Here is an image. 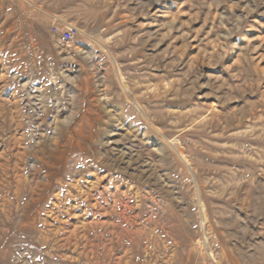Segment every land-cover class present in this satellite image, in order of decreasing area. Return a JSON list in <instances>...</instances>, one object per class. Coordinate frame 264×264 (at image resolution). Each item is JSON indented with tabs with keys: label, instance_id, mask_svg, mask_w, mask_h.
Here are the masks:
<instances>
[{
	"label": "rangeland",
	"instance_id": "374dc122",
	"mask_svg": "<svg viewBox=\"0 0 264 264\" xmlns=\"http://www.w3.org/2000/svg\"><path fill=\"white\" fill-rule=\"evenodd\" d=\"M30 1L0 0V264H264V0L143 32L150 6Z\"/></svg>",
	"mask_w": 264,
	"mask_h": 264
},
{
	"label": "crops",
	"instance_id": "0c3cea01",
	"mask_svg": "<svg viewBox=\"0 0 264 264\" xmlns=\"http://www.w3.org/2000/svg\"><path fill=\"white\" fill-rule=\"evenodd\" d=\"M23 1H25L27 3V5L29 7V12H30V7L31 8L34 7L32 5V2L30 0H23ZM83 1L84 0H70L71 8L73 10L80 9V7L83 8L84 5H81V2H83ZM107 1H110L111 3H110V7H108V9L110 10V14H108L106 17L120 18V20H121V18H125L126 19V18H130V17H135L132 13H130V11L134 10V7H135V9L137 8V3L142 4L144 6H150L149 9L147 10V13L141 16V25L137 24V26L139 28H142L140 31L138 30L139 32H143L144 23L145 24L151 23V26H153V22H155V21L157 22L158 18L160 16V0H135V2L133 1L132 5H130V7L128 9H127L128 5H125L124 3H121L122 2L121 0H116L118 3H115V0H107ZM19 8H22V6L20 5ZM38 12L40 13V12H42V10L40 9V11H38ZM25 16H26V14H25ZM78 16H80V15L78 14ZM56 17L58 18L59 16L56 15ZM152 29H153V27H152ZM92 32H94V33H97V32L116 33L115 31H112V30L108 29V26L96 27V29L94 28ZM56 50H57L58 53H62L63 48H61V49L57 48ZM75 51H76V49H75ZM69 54H72V53H69ZM72 56H70V57L72 58ZM73 58H75V56ZM36 72L39 73L38 70H36ZM58 77H59V75H58ZM23 78L28 79V81H32V79L33 80H39L41 77H31L32 79L31 78L29 79V77H23ZM59 80L62 81V77H59ZM57 81H58V79H57ZM57 92H58V88L55 85V89H51L50 95L51 96H53V95L55 96L57 94ZM83 113L84 112H82V114Z\"/></svg>",
	"mask_w": 264,
	"mask_h": 264
},
{
	"label": "built area",
	"instance_id": "2783aa9c",
	"mask_svg": "<svg viewBox=\"0 0 264 264\" xmlns=\"http://www.w3.org/2000/svg\"><path fill=\"white\" fill-rule=\"evenodd\" d=\"M54 32L59 34L63 40L66 41L67 45L70 46V44L76 40V38L80 35V29L74 25H55L54 26ZM53 65L51 66V70H53ZM51 79L53 81H56L57 82V75H56V72H51ZM64 74V72H63ZM42 87L44 88V85H40V86H36V88L38 89H42ZM102 87V92H101V100L103 101H106L108 99V96L106 95V91H105V88L103 86ZM38 98L39 100H43V95L42 94H39L38 95ZM61 97H57L55 98V101L53 102V105L54 107L57 109V110H62L63 109V106H62V103H61ZM42 104H44L43 101H41V103L39 102L38 104V107L42 108Z\"/></svg>",
	"mask_w": 264,
	"mask_h": 264
}]
</instances>
